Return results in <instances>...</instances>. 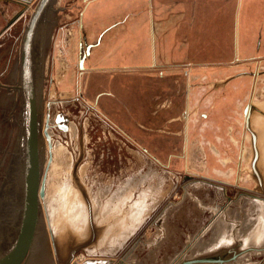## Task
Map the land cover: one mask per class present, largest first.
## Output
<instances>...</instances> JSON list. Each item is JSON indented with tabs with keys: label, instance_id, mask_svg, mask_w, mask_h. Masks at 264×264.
<instances>
[{
	"label": "water",
	"instance_id": "obj_1",
	"mask_svg": "<svg viewBox=\"0 0 264 264\" xmlns=\"http://www.w3.org/2000/svg\"><path fill=\"white\" fill-rule=\"evenodd\" d=\"M37 1L0 85V264H124L126 256L78 260L76 252L122 250L174 189L179 174L160 166L75 96L58 43L44 79L62 0ZM22 15L24 10L10 25ZM92 45L85 52L80 47L82 69ZM253 110L261 113L253 105L245 108L254 191L264 193ZM237 257H194L178 264H222Z\"/></svg>",
	"mask_w": 264,
	"mask_h": 264
},
{
	"label": "crops",
	"instance_id": "obj_2",
	"mask_svg": "<svg viewBox=\"0 0 264 264\" xmlns=\"http://www.w3.org/2000/svg\"><path fill=\"white\" fill-rule=\"evenodd\" d=\"M30 1L4 0L6 5L2 1L0 3V85L5 68H11L16 42L22 41L27 26L26 23L22 31L13 32L22 16L11 25L10 22L21 9L27 10L26 4ZM64 4L61 18H55V22H61L54 27V31L62 34L61 39L57 33L58 44L61 46L62 42V46H65L77 42L81 47L85 37V45L93 44L86 60L90 71L87 77L89 80L98 79V83H95L98 90L122 92L128 85L130 73L140 76V66H145L144 61H152L154 65L157 63L156 67L170 69L178 76L187 69L188 76L192 78L226 77L228 74L224 70H213L211 67L235 60L246 61L247 66L251 67L255 59H261L260 66L264 68V0H84L83 8L75 17L74 8L71 6L69 12L65 13L68 7ZM14 6L18 10H12ZM66 18L72 21L66 23ZM240 69L245 70L246 67ZM242 85H239V92L244 87ZM199 89L195 88L191 93L190 104L196 112L205 109V102L202 104L198 99L203 94ZM234 93L215 100L213 112L216 118L211 121L210 128L207 129L206 124L199 128L201 124L196 123L197 118L194 117L188 123L190 143L192 146L199 143L203 146L199 151L204 152L200 156L199 151L192 148L189 156L204 158L202 170L205 175L233 172L234 168L230 172L219 166L212 168L211 158L229 156L222 152L223 148L218 142H226L220 132L224 126L222 118L228 112L225 106L232 102L236 104L237 98L241 100L240 94L237 97ZM209 130L210 134H215V140L206 136ZM195 133L202 139L193 138ZM207 139L211 150L205 144ZM216 181L230 183L224 179ZM206 183L214 185L222 195L226 192L223 185L209 182L200 185ZM196 202L204 209L213 210L214 214L190 235L185 251H182L185 254L179 259L175 254L169 264H178L183 259L194 257L231 256L234 253L238 254L236 260L222 264H240L242 255H248L250 248L264 243V233L258 230L256 223L259 220L256 217L230 213L224 206L225 201L207 205L196 198ZM189 250H192L190 255Z\"/></svg>",
	"mask_w": 264,
	"mask_h": 264
},
{
	"label": "rangeland",
	"instance_id": "obj_3",
	"mask_svg": "<svg viewBox=\"0 0 264 264\" xmlns=\"http://www.w3.org/2000/svg\"><path fill=\"white\" fill-rule=\"evenodd\" d=\"M2 2L5 5L7 4L4 0H2ZM37 2V0H31L26 4L27 10H24V13L26 14L24 16L22 15V18L13 28V32L22 31L23 26L29 21L32 8L37 4ZM62 2L65 3L64 5L66 7H68L65 13L69 12V8L71 6L74 8V17L84 6V0H62ZM14 8L15 10H18L15 6L12 7V10ZM68 21H72V19L66 18L65 22L67 23ZM57 33L58 32L56 30L53 31L49 54L46 56L45 60L44 79H48L49 73L52 71V57L55 54L54 44L58 43L57 36L59 33ZM59 38L62 39V34H59ZM70 43L73 42L71 41ZM86 47L87 46H84L85 50ZM58 50H64L65 65L68 71L74 76V93L75 96L79 97L80 92L77 89L76 80L79 73L77 62L80 56V45L78 46L77 42H74L73 44H65V46H62L61 42V46L58 44ZM144 63L145 66H140V76L136 75L138 73H130V86L125 92H121L122 95H120L122 99H124L123 101L128 103L129 109L123 108L118 111L110 110L109 112L113 120L105 115L106 110H104V107H102L101 104L98 105V110L94 109V111L97 114H101L116 130L122 132L130 141L134 142L146 155L152 157L160 166L166 168L169 172L178 173L179 179L174 189L166 192V196L162 200L160 206L144 221L142 227L124 244L122 250H81L76 252V258L78 260H82L84 257H88L90 255H107L114 256V258L118 260L123 256H126L124 264H169L173 256L177 255L179 256V259L182 257V254H185L183 252L185 251L184 249L190 235L194 234L195 231L202 226V224L206 223L204 221L214 214L213 210L207 208L204 209L197 204L196 198L200 199V201L204 204L206 203L207 205L216 203L215 201L219 203L225 201L224 206L227 207V210L230 211V213L240 216H249L251 218L256 217V219L259 220L256 223L258 226L257 228L260 232L262 231V233H264V193L259 190L254 191L256 187L258 189V182L254 175H250L251 172L249 170V162L252 155V149L249 132L244 130V126L242 124L241 111L242 106L251 100L257 102L264 101V76L260 77L257 83V88L253 92H251L250 89L251 79L244 78L247 82L242 91L239 92L232 90L233 93L235 92L234 95L240 94L241 100L239 101L237 98L236 104L232 102L225 106L227 109L226 111H228L226 112L227 114L225 115V118L230 121L224 123V126L222 125L220 131L223 137H225L226 142H218V145L220 144V147L223 148L222 152L226 153V155L229 154V156L227 155L225 158L212 157L211 167L213 168V166H219L226 171H229L231 169L230 167H232L234 168L232 169L233 172L226 173L225 175L217 173L205 175L202 170L205 165L204 158L202 157H167L169 151L174 153V147H170V144L173 145V141L169 142L170 139L168 140L169 136L166 135L167 133L161 132L160 134H157L154 132L153 128L156 125L154 118H158L163 111H166L164 106L167 105V103H164V101L167 102L170 94L163 93L162 96H159L158 91H156L157 86L155 80L157 78L149 77V75H152L153 73L149 72L152 70H158L159 67H154L152 61H144ZM247 64L248 62L246 61L239 62L235 60L225 62L220 65H214L211 69L218 71L222 69L230 75V73H236V71L240 68L246 67V69H249L250 67L247 66ZM87 79L88 77L86 76L85 83L83 84V89L81 91L84 92V94L82 93L84 95L83 100L89 104L93 101L95 94H89L90 86ZM210 80H212L210 77L207 79L204 77L191 79L194 83H203ZM232 84L233 83H231L230 86ZM238 96L239 95H237V97ZM108 104L113 105L112 103ZM92 105L96 107V100L92 102ZM159 105L162 109H159ZM257 105H259L258 108H262L260 103H257ZM252 116L251 118L255 126V131L258 134V145L261 152L258 168L264 177V115H262L259 111H256L255 113H252ZM165 117L167 118L168 116ZM165 127L167 126L164 125V128ZM178 127L179 128H177V130L181 133V127ZM147 131L149 135L147 134ZM210 133L211 131L209 130L206 135L208 139L210 138L215 140V134ZM180 135L177 137L183 144V137ZM194 137L196 139H202V136H199L196 133L193 138ZM208 139L205 144H207V149H210L211 146L208 143ZM158 141H160L161 144H159ZM180 142H176V144H178V150L176 152L182 151L183 149ZM156 145H161V153H166L165 157H161L164 161L162 163L159 159L153 157L152 153H150L148 149L147 151L145 150L147 146L154 152V149L158 150ZM192 148L199 151V148L203 149V146L199 143H194L192 146L190 143V152ZM242 148L244 149L242 150ZM241 150L243 153L240 157ZM202 153L204 154V152L199 151L198 155L201 156ZM167 159L169 160L166 163ZM226 160L229 161L226 162ZM238 161L241 162L240 167L243 168L242 173H239L240 168L238 166ZM244 167H247V169L245 170ZM187 176H189V178H187ZM217 179H224L225 182L230 181V183H218L216 181ZM202 182L219 184L220 186L223 185L226 187V192L222 195L218 193L219 191L214 188V185L207 183L200 185ZM263 235L264 234H262V236ZM258 247L263 249L248 250V255H242V262L240 264H264V243ZM188 253L187 254L190 255L192 250H189Z\"/></svg>",
	"mask_w": 264,
	"mask_h": 264
},
{
	"label": "flooded vegetation",
	"instance_id": "obj_4",
	"mask_svg": "<svg viewBox=\"0 0 264 264\" xmlns=\"http://www.w3.org/2000/svg\"><path fill=\"white\" fill-rule=\"evenodd\" d=\"M87 42V39L85 37V43ZM84 40L82 42V48L84 49L83 51L85 52V48L84 46H88L85 45ZM87 48V47H86ZM91 51V50H90ZM90 55V54H89ZM89 55H86L85 59H84V66L86 65V60L89 57ZM80 56L77 62V67H78V77L76 80V86L77 89L80 92V99H84V92H82L81 90L83 89V84L85 83V78L87 75H89V69H87V65L82 69L80 67ZM263 60L261 59H255V61H253L252 66L249 69L246 70H241L238 71L236 73H233L231 75H226V77H221V78H214L210 81H206L203 83H194L193 81H191L192 77L188 76V70L185 69V72L183 71L181 73L180 76L176 75L174 72H172L170 69H160L158 68V70H152L149 73H152V75H149V77L152 78H157L155 80L156 82V91H158L159 96H162L163 93H168L170 94V97L167 99V102L164 101V103H167V105L164 106V108H166V111H163L158 118L155 117L154 121H155V127L153 128L154 132H156L157 134H160L161 132H165L167 133L166 135H168V140L169 142H172L173 145H171L170 143V147H174V153H171V151H169V154L167 155V157L171 158V157H182V156H186L188 157L190 154V138L188 137V123L189 121L194 117L197 118V122L198 124H201V126H199V128L203 127L206 124V128H210L212 123V120H215V114H214V109H215V100H217L218 98L221 99L223 97H225L226 94L231 93V91H238L239 85L242 83L244 85H246V80L244 78H250L251 79V92H253L256 88H257V83L260 79V77L264 76V69L260 68V64L262 63ZM157 64V63H156ZM154 65V67L158 66V65ZM40 73V70L38 71ZM242 72H247V73H242ZM249 72V73H248ZM253 72V73H252ZM241 73V74H240ZM233 78L229 79V77L233 76ZM74 77V76H73ZM207 79V78H206ZM87 82L90 86V90H89V94L90 95H94L93 101L96 100L97 105L96 107L92 106V102L89 103L91 108H94L96 110H98V105H102V107H104V110H106V116H108L111 120H113V118L111 117L110 114V110L112 111H118L121 109H129V105L126 101H123L124 99H122V97L120 95H122L123 92L126 91V89H128V87L130 86V82H128V85L126 86L125 89H123L122 93H114L111 92L110 90L106 91V90H98V88L96 87L95 83H98V79H87ZM101 83H104V80L101 81ZM233 83L231 86L230 84ZM234 84H237L234 86ZM233 87V88H232ZM241 87V86H240ZM195 88H200L199 90H201L203 92V94H201V97L198 98L199 102L203 104V102H205V104L203 105V108H205L204 110H200L196 112V109H194L192 107V104H190L191 101V93L192 91H194ZM220 92H219V91ZM83 93V94H82ZM218 93V95L216 94ZM217 96V98H216ZM82 97V98H81ZM212 97V99H211ZM162 98V97H161ZM216 98V99H215ZM199 102L197 103V105H199ZM108 103H112L113 105H109ZM257 103L261 104L262 108L257 105ZM253 105L255 107H257L259 110H261V114L264 115V101L263 102H257L254 100L249 101L248 103H245L242 108V124L244 126V130H246L247 132H249L246 128V114H245V108L247 107V105ZM194 106V103H193ZM159 109H162V107L159 105ZM163 108V109H164ZM193 108V109H192ZM257 110H253V113H255ZM166 113V114H165ZM254 115V114H253ZM165 116H168L167 118ZM256 116V114H255ZM253 118V116H252ZM251 118V125L252 128L255 130V126L253 124V120ZM223 122H229V119H226L225 117L222 118ZM164 125H166L167 127L164 128ZM178 126L181 127L180 132H178L177 128H179ZM151 129V128H149ZM150 133V130H149ZM148 131L147 134L149 135ZM181 134V135H180ZM178 135L183 137V144L180 142V140L178 139ZM172 138H171V137ZM249 136H250V143H251V133L249 132ZM178 140V141H177ZM236 141V140H235ZM159 144H161L160 141H158ZM177 143H181L182 144V151L176 152L178 150V144ZM243 146V145H242ZM147 147V146H146ZM156 149H154V152L152 151V149H150L149 147H147L148 151L150 153H152L153 157H155L156 159H159V161L162 163L164 162L162 160L161 157H165L166 153H161V145H156ZM244 148H242L243 150ZM251 149H252V155L250 158V162H249V170L251 172L250 175H254V171H253V166H252V161L254 159V153H253V147H252V143H251ZM260 149V147H259ZM146 150V149H145ZM180 150V149H179ZM241 150V154L240 157L243 153V151ZM261 154V152H260ZM227 159V158H226ZM169 159L166 160V163ZM229 160H226V162ZM241 161V159H240ZM238 161V166L240 168V172L242 173L243 168L240 167L241 162ZM232 168V167H230ZM244 169L246 170L247 167H244Z\"/></svg>",
	"mask_w": 264,
	"mask_h": 264
},
{
	"label": "bare ground",
	"instance_id": "obj_5",
	"mask_svg": "<svg viewBox=\"0 0 264 264\" xmlns=\"http://www.w3.org/2000/svg\"><path fill=\"white\" fill-rule=\"evenodd\" d=\"M37 3H38V2H37ZM36 5H37V4H36ZM34 7H35V6H34ZM34 7L32 8V12H33V9H35ZM248 73H249V72H248ZM252 73H253V72H252ZM251 116H252V115H251ZM81 259H82V258H81Z\"/></svg>",
	"mask_w": 264,
	"mask_h": 264
}]
</instances>
